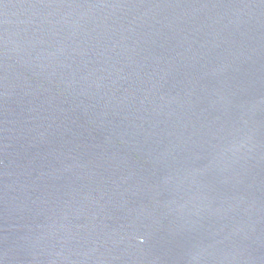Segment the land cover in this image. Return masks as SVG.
<instances>
[{
    "label": "water",
    "instance_id": "1",
    "mask_svg": "<svg viewBox=\"0 0 264 264\" xmlns=\"http://www.w3.org/2000/svg\"><path fill=\"white\" fill-rule=\"evenodd\" d=\"M0 264H264V0H0Z\"/></svg>",
    "mask_w": 264,
    "mask_h": 264
}]
</instances>
